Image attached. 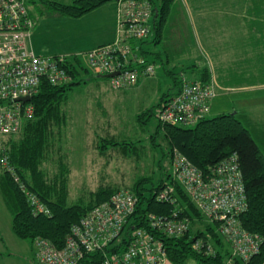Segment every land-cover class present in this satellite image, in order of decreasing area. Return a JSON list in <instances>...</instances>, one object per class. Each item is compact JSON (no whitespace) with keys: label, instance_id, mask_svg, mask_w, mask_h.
<instances>
[{"label":"trees","instance_id":"16d2710c","mask_svg":"<svg viewBox=\"0 0 264 264\" xmlns=\"http://www.w3.org/2000/svg\"><path fill=\"white\" fill-rule=\"evenodd\" d=\"M109 1L116 0H73L70 3L41 0L40 4L52 13L77 18ZM147 1L153 12L150 32L144 38L132 40L131 44L133 48L136 46L137 56L144 61L143 66L151 64L155 68V63L159 64L158 67L164 74L172 79L175 90L171 94L164 93L154 108L145 109L137 115L136 120L142 126L155 117L157 125L150 135L151 145L155 146L156 138L162 133L168 142V153L162 152L163 157L167 156L171 160L173 151L176 150L205 175H211L213 168L221 160L236 154L246 194V208L239 220L244 229L261 237V244L257 253L249 260L233 258L229 264H264V151L235 112L206 116L192 126L165 124L159 120L160 110L179 91L183 82L197 81L207 85L210 83V72L206 67L200 68L199 62L192 61L190 68L198 74L194 79H189L184 77V69L178 65L168 67L171 49L160 43L171 36L172 24L177 23L174 27L181 28V21L171 23L172 12L176 10L175 2ZM68 56L64 60V66L71 80L62 85L42 82L38 92L30 100L33 106L32 116L23 122L18 132L0 135V193L11 215L12 232L30 243L34 258L33 243L37 238L47 239L57 248H62L73 223L93 207L107 201L117 191L126 190L115 184L102 183L95 190L80 196L76 203L68 204L70 168L66 154L62 152L53 158L49 155L56 148L61 129L66 123L63 106L67 100V91L90 79L84 75L91 72L80 56ZM176 74H180L179 79ZM109 147L127 156L138 153L135 143L99 136L97 148L100 154H105ZM159 166L161 167L160 164ZM21 186L34 193L46 205L49 213L33 215ZM128 189L137 198L136 209L128 218L122 234L104 252L124 249L131 231L142 228L162 240L166 257L171 264H185L188 260L199 264H228L231 257L228 245L206 220L202 221L204 217L198 207L170 172H166L164 176L160 173L157 178L142 175ZM160 193H165V197L158 199ZM149 213L186 219L190 225L182 236L169 237L151 229L147 221ZM196 219L203 223L202 228H193L192 223ZM205 233L211 235L215 246L213 254L195 251L191 247L193 238ZM102 257L103 252L88 253L78 264H97Z\"/></svg>","mask_w":264,"mask_h":264},{"label":"built area","instance_id":"2783aa9c","mask_svg":"<svg viewBox=\"0 0 264 264\" xmlns=\"http://www.w3.org/2000/svg\"><path fill=\"white\" fill-rule=\"evenodd\" d=\"M115 2L114 41L71 56H83L87 67L98 76L116 73L107 77L109 85L122 89L155 73L153 65L143 66L136 46L133 48L131 44L132 40L149 34L153 12L147 0ZM27 3V0H0V135L18 132L23 122L32 116L30 100L42 82L62 85L71 80L64 66L67 55L45 56L32 50L30 33L34 22ZM215 95L212 83L185 81L164 104L159 120L165 124L192 126L207 116ZM26 97L28 100H23ZM171 174L198 207L206 223L228 245L231 253L228 264L233 258L247 261L257 253L261 237L244 229L239 220L246 208V194L236 154L221 160L211 175H205L174 150ZM21 190L26 194L33 215L49 213L34 193L24 186ZM164 197L165 193H160L158 199ZM136 205L137 198L132 192L117 191L71 225L62 248L47 239L37 238L33 243L37 263L78 264L88 253L103 252L97 264H166L168 259L162 240L142 228L131 231L124 249L104 252L122 234ZM147 221L152 230L169 237L182 236L190 225L186 219L153 213L147 215ZM191 247L206 254L215 252L210 233L194 237Z\"/></svg>","mask_w":264,"mask_h":264},{"label":"rangeland","instance_id":"374dc122","mask_svg":"<svg viewBox=\"0 0 264 264\" xmlns=\"http://www.w3.org/2000/svg\"><path fill=\"white\" fill-rule=\"evenodd\" d=\"M27 1L30 4V0ZM56 1L62 2L63 0ZM71 1L64 0L63 2ZM207 1L209 6L213 2V0ZM247 1L243 0V3ZM174 2L176 10L172 12L171 23L180 20V17L176 20V16L180 14L179 10L185 13L188 9V16L185 13L187 19L183 18L181 28L176 29L174 25L177 23L172 24L171 36L160 43L161 46L165 45L171 49L168 56L170 60L168 67L178 65L179 68L184 69L185 78L194 79L198 72L192 71L190 65L192 61H196L199 62L200 68L206 67L214 77L217 76L218 69L209 68L202 61L204 58L203 33L211 31L210 28L203 30L204 26L202 28L201 23L205 13L209 11L208 4L206 5L201 0L198 2L186 0L184 3L182 0H174ZM110 5L109 3L95 8L97 12L80 22L73 17L53 16L50 18L46 14L45 25L47 27L45 28L49 30V33L45 36L50 39L49 44L55 50L52 53L70 55L71 53L68 52L77 47L78 42L81 46L88 48L84 52L103 43L102 41L109 35V27L104 18ZM114 5L116 8L115 2ZM243 6L244 11L246 7H250L248 11H253L249 3ZM193 8L196 9L193 10ZM116 22L115 11V32ZM115 37L116 35L113 40ZM32 42L34 44V37L30 38L31 45ZM158 65L155 63L153 75L140 79L131 87L113 89L109 85V78L98 77L91 71L88 75H84L85 78L90 77V79L72 86L67 91V100L63 106L66 123L61 129L60 140L57 141L56 148L50 151L49 157L53 158L62 152L66 154V161L70 168L68 204L76 203L80 196L95 190L102 183L115 184L127 190L142 175H152L157 178L160 173L162 176L166 172L171 173V160L167 156H162V152L168 153V142L163 134L158 135L155 146L151 145L150 135L154 133L157 119L152 117L148 124L142 126L136 120L139 113L145 109L154 108L164 93L171 94L175 90L172 79L165 75ZM179 77L180 74H176V78L179 79ZM209 81L216 89V98L214 97L212 104L223 103L227 106L225 108L236 104L235 106L238 107L237 100L240 98L231 95L229 91H221L211 76ZM235 110L232 108L225 112L232 113ZM211 115L207 114V117ZM252 135L262 146L258 139L260 135L253 130ZM99 136L114 137L119 141L135 143L138 153L136 155L130 153L127 156L109 147L105 154H100L97 148ZM202 221L204 222L205 219L203 218ZM200 222L197 219L194 220L193 228H202L203 223ZM12 237L13 239L5 235L3 239L0 237V264H38L33 256L30 243L16 235Z\"/></svg>","mask_w":264,"mask_h":264},{"label":"crops","instance_id":"0c3cea01","mask_svg":"<svg viewBox=\"0 0 264 264\" xmlns=\"http://www.w3.org/2000/svg\"><path fill=\"white\" fill-rule=\"evenodd\" d=\"M185 1L182 0L183 3ZM193 1L198 2L199 0ZM201 1L206 5L208 4L209 10L201 20L202 28L204 26L203 30L205 28L211 29V31L205 30L206 32L203 33L204 58L202 61L207 67L218 69L217 76L214 77L211 72L210 76L221 91H229L231 95L240 98L237 100L239 102L238 107L235 104L225 108L227 106L223 103L212 104L215 97L210 101L208 114L213 116L224 113L228 109H236L234 112L249 129L251 135L252 130L260 135L258 139L261 141V148L263 147L264 151V0H248L247 3L253 7L251 8L253 11H248L250 7H246L247 11H244L243 5L247 3H243V0H227V2L225 0H213L210 6L207 0ZM40 2L41 0H30V4L27 3L28 13L34 22L30 33V38L34 37L35 41L34 44L32 42V50L38 55L53 54L52 56H56L55 52L52 53L55 50L49 44L50 39L45 36L49 33V30L45 28L47 27L45 25L47 17L45 16L48 14V17L53 18V16L60 17L62 15L50 12ZM114 2L109 1L103 4H111L104 18L109 27V35L100 45L111 43L116 35ZM94 12L97 10L94 9L75 20L83 21ZM178 12L180 14L176 17H180L179 21L187 19L185 13L188 16V9L185 13L180 10ZM86 49L88 48L81 46L78 42L77 47L68 53H71L70 56L76 53H85L84 50ZM80 59L86 65L84 57L80 56ZM0 231H2L0 232L1 239H3V235L9 239H13L12 236L15 235L11 229V215L1 193ZM166 264L171 263L168 261ZM185 264L199 263L188 260Z\"/></svg>","mask_w":264,"mask_h":264},{"label":"water","instance_id":"95a60500","mask_svg":"<svg viewBox=\"0 0 264 264\" xmlns=\"http://www.w3.org/2000/svg\"><path fill=\"white\" fill-rule=\"evenodd\" d=\"M115 74H116V73L108 74V75H105L104 77H110V76L115 75ZM23 100H28V98L26 97V98H24Z\"/></svg>","mask_w":264,"mask_h":264}]
</instances>
